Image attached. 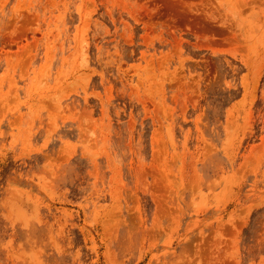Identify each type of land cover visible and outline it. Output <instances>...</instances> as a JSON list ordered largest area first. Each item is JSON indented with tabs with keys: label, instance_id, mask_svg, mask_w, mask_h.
Masks as SVG:
<instances>
[{
	"label": "rangeland",
	"instance_id": "rangeland-1",
	"mask_svg": "<svg viewBox=\"0 0 264 264\" xmlns=\"http://www.w3.org/2000/svg\"><path fill=\"white\" fill-rule=\"evenodd\" d=\"M0 264H264V0H0Z\"/></svg>",
	"mask_w": 264,
	"mask_h": 264
}]
</instances>
